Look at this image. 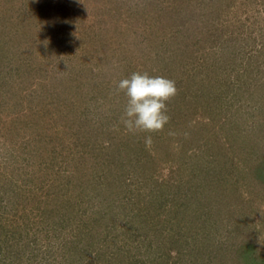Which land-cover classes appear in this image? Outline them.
<instances>
[{
    "label": "rangeland",
    "instance_id": "rangeland-1",
    "mask_svg": "<svg viewBox=\"0 0 264 264\" xmlns=\"http://www.w3.org/2000/svg\"><path fill=\"white\" fill-rule=\"evenodd\" d=\"M0 264H264V0H0Z\"/></svg>",
    "mask_w": 264,
    "mask_h": 264
},
{
    "label": "clouds",
    "instance_id": "clouds-1",
    "mask_svg": "<svg viewBox=\"0 0 264 264\" xmlns=\"http://www.w3.org/2000/svg\"><path fill=\"white\" fill-rule=\"evenodd\" d=\"M115 91L124 93L127 102L120 122L128 132L154 133L164 129L170 116L167 102L177 95L176 81L148 71H135L115 83ZM151 136L145 143H151Z\"/></svg>",
    "mask_w": 264,
    "mask_h": 264
}]
</instances>
